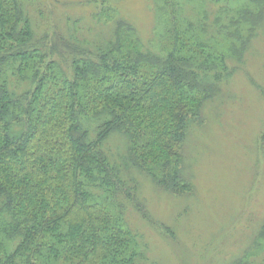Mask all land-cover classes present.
<instances>
[{
  "label": "trees",
  "instance_id": "1",
  "mask_svg": "<svg viewBox=\"0 0 264 264\" xmlns=\"http://www.w3.org/2000/svg\"><path fill=\"white\" fill-rule=\"evenodd\" d=\"M171 1L154 2L179 13L147 40L107 11L50 34L41 6L0 0V264H147L130 213L151 220L146 188L191 194L185 142L264 13Z\"/></svg>",
  "mask_w": 264,
  "mask_h": 264
},
{
  "label": "rangeland",
  "instance_id": "2",
  "mask_svg": "<svg viewBox=\"0 0 264 264\" xmlns=\"http://www.w3.org/2000/svg\"><path fill=\"white\" fill-rule=\"evenodd\" d=\"M31 1L45 9L44 27L50 34L56 28L61 33L80 30L83 24L89 28L93 13L107 11L119 13L148 40L158 19L160 29H167L179 13L170 4L159 12V3L155 17L156 0ZM203 1L183 3L200 7ZM252 27L249 50L220 93L203 103V121L185 142L191 194L158 197L146 188L151 220L142 222L136 212L130 213L132 224L145 234L147 264H264V246L257 245L264 232V13Z\"/></svg>",
  "mask_w": 264,
  "mask_h": 264
}]
</instances>
